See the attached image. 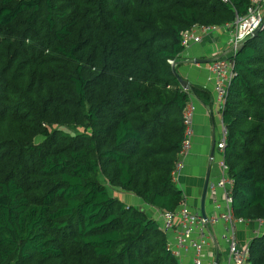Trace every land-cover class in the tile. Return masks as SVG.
I'll return each instance as SVG.
<instances>
[{"label": "trees", "instance_id": "1", "mask_svg": "<svg viewBox=\"0 0 264 264\" xmlns=\"http://www.w3.org/2000/svg\"><path fill=\"white\" fill-rule=\"evenodd\" d=\"M229 1L0 0V264H179L161 222L110 189L184 202L183 112L214 102L176 77L182 35L247 14ZM222 121L233 214L264 221V26L234 57ZM249 260L264 264V233Z\"/></svg>", "mask_w": 264, "mask_h": 264}, {"label": "built area", "instance_id": "2", "mask_svg": "<svg viewBox=\"0 0 264 264\" xmlns=\"http://www.w3.org/2000/svg\"><path fill=\"white\" fill-rule=\"evenodd\" d=\"M229 3V0H222ZM264 26V0H250V6L247 14L243 17L237 16L233 22L221 26H204L195 25L185 31L182 35V47L184 48L181 59L195 44H199L210 34L225 33L229 36L230 56L222 57L215 60L210 65L212 78L215 82L216 105L220 113L225 108L226 97L231 80L234 76V57L239 51V47L250 38L253 33ZM169 64L175 67L176 60H170ZM196 107L191 102L184 110L183 117L186 125L185 140L180 152V160L176 165L174 176L178 178L184 168V159L188 156L194 135L193 119ZM227 130L223 124V138L217 145L222 162V177L209 183L208 187L211 192L217 189L223 191L225 210L216 214L212 219L202 218L199 210L193 211L187 202L181 204L176 212L164 213L163 227L165 231L174 234L173 241H168L169 248L175 258L182 259L183 256L193 254V264H204V256L207 248L213 244V227L216 224L224 223L225 231L223 239L228 245L229 264H250L249 245L242 246L237 237V228L239 224L246 221L237 219L232 210V186L233 180L228 176V169L224 162V150L226 147ZM220 211L222 206L217 205Z\"/></svg>", "mask_w": 264, "mask_h": 264}, {"label": "crops", "instance_id": "3", "mask_svg": "<svg viewBox=\"0 0 264 264\" xmlns=\"http://www.w3.org/2000/svg\"><path fill=\"white\" fill-rule=\"evenodd\" d=\"M226 56H230L229 36L225 33L210 34L201 43L193 45L186 54V57L181 59L176 67V71L189 81L191 86L196 85L208 90L212 94L214 102L212 107H208L198 98H192V102L196 107L193 119L194 135L192 146L188 156L184 159V168L176 179L178 187L184 194L185 202L188 203L193 211L199 210L201 212L202 196L209 168L211 167L210 183L218 181L223 174V159L217 149L218 143L223 138V121L222 113L219 112L216 105L215 82L210 71L211 64H194V60L212 59L215 61ZM214 141L216 142V150L214 159L211 161L210 156ZM124 195V199L121 198L120 200L129 205H133L132 202L135 199V202L138 201L131 194L126 193ZM143 204L141 208L145 209L149 217L161 222L163 227L164 213ZM217 205L222 206L220 211L217 209ZM224 210L223 191L217 189L216 192H211L208 187L205 200V214L207 218L212 219L216 214ZM213 228V244L205 252L204 264H229L228 245L223 239L225 225L224 223L216 224ZM263 233L264 221L245 222L239 224L237 228L238 241L242 246L249 245L254 238ZM166 234L169 241H173L174 234L172 232ZM192 257V253L183 256L182 259L178 260L179 264H193ZM217 259L219 260L217 261Z\"/></svg>", "mask_w": 264, "mask_h": 264}, {"label": "water", "instance_id": "4", "mask_svg": "<svg viewBox=\"0 0 264 264\" xmlns=\"http://www.w3.org/2000/svg\"><path fill=\"white\" fill-rule=\"evenodd\" d=\"M260 29L256 30L251 37L256 36L258 34V32L260 31ZM242 46H243V44L239 47V51L241 50ZM213 61L214 60H212V59H195L194 60V64H211ZM175 74H176V77H177L181 87L183 89H185V90H190V88H191L190 82L187 81L186 79H184L177 71L175 72ZM215 150H216V142L214 141L213 145H212L211 156H210L211 157V161H213V159H214ZM210 172H211V167L209 168L208 176H207L206 183H205L204 193H203V196H202L201 216L205 220L207 219V216L205 214V200H206V197H207L208 185L210 183ZM141 211L145 212L144 209H142ZM218 260L219 259H217V261Z\"/></svg>", "mask_w": 264, "mask_h": 264}, {"label": "rangeland", "instance_id": "5", "mask_svg": "<svg viewBox=\"0 0 264 264\" xmlns=\"http://www.w3.org/2000/svg\"><path fill=\"white\" fill-rule=\"evenodd\" d=\"M110 192H111V194L113 195V196H115V197H117V198H119V199H121V198H123L124 199V197H125V195L124 194H126V193H124V192H121V191H119L118 189H110ZM132 195V194H131ZM132 196H134V195H132ZM135 197V196H134ZM133 197V198H134ZM135 198H137V197H135ZM136 200V199H135ZM135 200H134V202H132L133 203V206L134 207H137L138 209H142L141 208V205L143 204V202L139 199V198H137V202H135ZM124 202V201H123ZM143 205H145V204H143ZM146 206V205H145ZM147 210H148V208H147Z\"/></svg>", "mask_w": 264, "mask_h": 264}]
</instances>
